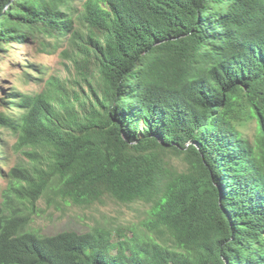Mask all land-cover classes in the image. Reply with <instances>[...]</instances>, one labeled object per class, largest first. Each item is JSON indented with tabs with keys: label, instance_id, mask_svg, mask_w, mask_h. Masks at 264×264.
<instances>
[{
	"label": "trees",
	"instance_id": "1",
	"mask_svg": "<svg viewBox=\"0 0 264 264\" xmlns=\"http://www.w3.org/2000/svg\"><path fill=\"white\" fill-rule=\"evenodd\" d=\"M20 45L62 71L0 95L31 156L11 186L143 218L45 234L0 208V264H264V0H0V57Z\"/></svg>",
	"mask_w": 264,
	"mask_h": 264
},
{
	"label": "rangeland",
	"instance_id": "2",
	"mask_svg": "<svg viewBox=\"0 0 264 264\" xmlns=\"http://www.w3.org/2000/svg\"><path fill=\"white\" fill-rule=\"evenodd\" d=\"M26 48L20 45L13 47L11 53L0 57V95L13 91L36 95L45 92L53 76L59 74V57L57 55L37 56L33 53L27 56ZM13 55V56H12ZM29 61V62H26ZM34 64L33 66L30 64ZM27 70L23 76V71ZM40 78L39 80L34 78ZM14 90V91H15ZM1 110V107H0ZM243 131L250 137L257 132L255 121L249 122ZM16 136L5 128H0V153L7 155L6 160H0V208L6 216H29L27 228L41 233L54 234L63 230L85 232L95 224L140 225L143 218L141 212H134L127 206L96 205L91 207L76 206L63 202H49L45 198L38 201L31 212V205L18 189L11 186L9 174L12 168L31 166V156L16 147ZM31 149H27L29 151ZM25 185V184H23Z\"/></svg>",
	"mask_w": 264,
	"mask_h": 264
}]
</instances>
